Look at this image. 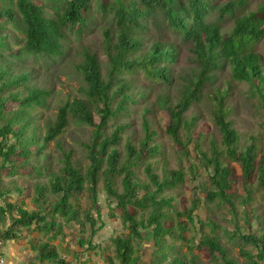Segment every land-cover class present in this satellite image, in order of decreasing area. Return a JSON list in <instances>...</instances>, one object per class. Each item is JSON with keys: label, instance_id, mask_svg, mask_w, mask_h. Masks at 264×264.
<instances>
[{"label": "trees", "instance_id": "1", "mask_svg": "<svg viewBox=\"0 0 264 264\" xmlns=\"http://www.w3.org/2000/svg\"><path fill=\"white\" fill-rule=\"evenodd\" d=\"M12 2L14 0H0V3ZM16 6L17 11L11 7L0 9V20L14 23L25 34L24 46L15 55L8 35L0 32V159L4 162L0 169L11 167L10 174L21 167L25 168L32 154L30 145L35 139H26L31 122L27 117V109L44 106L50 94L29 83L31 73H14L11 62L8 64L2 60V52L10 51L18 58L24 50L36 55L61 56L67 28L79 26V30L85 29L91 0H68L64 7L54 6L50 15H46L45 7L34 0H16ZM101 8L114 14L117 24L115 30L107 27L104 32V52L109 69L103 75L99 56L86 48L83 50V60L76 66L87 84L84 89L86 98L68 100L60 107L56 119L46 124V134L38 152L41 153L66 130L72 116L78 122L93 127L92 141L87 144L90 165L83 173L73 164V152H63L60 172L53 174L47 185L37 184L35 200L39 207L33 211L8 201L6 192L0 193L6 200L4 205H0V222L6 215L10 220L9 228L0 236L18 238L19 229L30 227L46 234L55 233L61 227L58 218L82 227L87 221L90 239L80 240L79 245L94 248L93 238L103 228V223L97 227V218L91 212L85 213L82 220L80 209L72 204L71 199L87 191L92 198L93 208L96 207L98 184L102 176L107 192L121 210L122 224L129 231L124 236L114 238L116 255L108 257V264H144L149 260L150 264H190L181 255L171 257L176 250L174 245L167 243V237L186 241L184 233L187 222L180 219L187 217L193 223V214L200 199L194 198L186 211H177L176 227L169 226L166 224L170 219L167 210L172 209L174 197H165L167 190L184 185L188 178L190 181L195 180L198 177L196 168L200 165L207 175L206 201L221 199L222 203L230 206L236 219L238 203L251 208L253 214L257 211L253 205L254 189L252 186L247 188L254 177L259 188L264 191V155L258 160L259 147L255 137H251L250 143L240 151L237 149L240 134L234 128V122L227 118L230 109L227 106L229 94L226 88L216 87L212 99L213 117L221 132V141L211 139L209 150H203L197 141L195 159L191 158L188 145L192 140L191 129L197 119L188 120L185 116L200 99L206 84L213 82L217 73L228 66L231 67L233 79L250 84L264 108V57L257 50L258 44L264 39V0L256 5L251 0H113ZM215 11L217 16L209 21V15ZM229 21L233 24L232 31L224 38L222 28ZM148 27L156 28L159 39L143 56H136L135 53L144 46V36L135 30L146 32ZM171 33L180 34L183 42L192 48L194 66L185 77H180L184 81L180 89L181 97L174 102L169 94H161L158 102L170 114L166 132L176 145L181 146L189 165L185 167L181 161L180 167L175 169L164 164L161 173H158L154 165L147 162L144 165L146 182L138 178L135 169L145 158L155 157L159 153V146L154 144L157 132L148 117L153 108L148 104L143 110V136L138 142L125 137L130 123H119L108 133L109 123L112 118L125 113L130 102L149 99L148 92L136 89L133 81L120 79L125 73L143 72L149 78L168 84L172 82L170 72L179 63V47L183 50L184 43L165 41L164 36ZM228 83L231 84L230 81ZM136 96L139 97L135 100ZM10 101L19 103L20 110L7 117L5 110ZM95 114L99 122H96ZM182 130L186 133L185 139L188 137L187 141L181 134ZM10 138L16 141L9 144ZM122 144L124 147L120 150ZM14 157L24 158V162H18ZM226 159L240 163L246 195L236 197L230 193L234 169L226 163ZM118 177H121V191L115 188ZM47 191L57 196L58 201H48L45 196ZM130 207L136 212H132ZM253 214L250 216L245 211V222L250 228L247 232H243L237 220H233L236 228L232 237L257 250L256 253L245 249L241 251V255L246 258L245 264H263L264 233L259 234L258 230L253 229L251 218L261 225L263 221L259 215ZM98 219H101L100 211ZM200 225L203 229L205 224L200 221ZM260 229L263 230L262 227ZM146 232H151L154 240L151 258L146 257L145 252L143 256L141 254ZM198 247L208 249L213 260L219 264H240L231 258L228 248L217 237L203 234ZM34 248L39 253L41 263L68 264L59 255L56 246L49 242ZM191 264L202 263L194 259Z\"/></svg>", "mask_w": 264, "mask_h": 264}, {"label": "rangeland", "instance_id": "2", "mask_svg": "<svg viewBox=\"0 0 264 264\" xmlns=\"http://www.w3.org/2000/svg\"><path fill=\"white\" fill-rule=\"evenodd\" d=\"M38 5H43L46 10V15H50L54 10V6L64 7L68 0H34ZM113 0H91V10L87 14V25L84 30H79L80 27L67 28L66 40L63 41V54L59 57H50L47 55H36L26 50L22 51L20 57H15L16 53L24 46L25 34L18 29L14 23L0 20V32L7 34L10 40L12 53L10 51H3V59L12 66V70L16 74H30V84L43 88L49 92V96L45 100V105L41 107H30L27 109V117L30 118V126L27 130L26 139L35 141L30 145L32 154L28 157V165L21 167L10 174L11 167L0 169V193L6 192L7 200L13 202L17 206H23L29 211L38 209L36 203V186L37 184L47 185L51 181L52 175L59 173L63 167V152H73V164L80 168L83 173L86 172L90 165L88 158L87 144L92 141L93 127L78 122L72 116L69 118L66 130L54 141H51L47 147L39 152V147L42 145V138L46 134V124L49 121L56 119L59 109L68 100L75 98H86L84 89L87 84L83 79L82 74L78 71L76 64L83 60L82 52L86 48L90 52L96 53L101 62V70L103 75L108 71V58L104 52V32L107 27H112L114 30L117 27L116 18L114 14L104 11L101 7L107 2ZM219 1V0H217ZM226 2L228 0H221ZM263 0H251L253 5L259 4ZM2 7H11L17 11L16 0L12 3H0ZM62 9V8H61ZM109 11V10H108ZM217 16V12H212L208 20L211 21ZM143 22H145L142 19ZM147 24H151L148 22ZM222 28L224 38L231 33L233 24L231 21L225 22ZM146 32L135 30L136 33H143L144 46L142 50L135 53L137 56H143L151 47L154 41L158 40V33L156 28L148 27ZM165 41L169 42H183V38L178 33H171V35L164 36ZM179 47V46H178ZM184 49H180V60L177 65H174L170 72L172 79L171 83H165L158 79L149 78L143 72L125 73L120 79H127L133 81L136 89L148 92L149 99L144 101H134L128 104L127 111L122 115L112 118L109 123L108 133L112 128L119 123H130V128L126 132L125 137L132 138L138 142L143 136V114L144 109L150 104L153 108L152 112L148 114L151 126L157 132L154 144L159 146V153L155 157L145 158L139 166L135 169L138 178L141 181H148L144 172V165L151 162L155 171L161 173L164 164L170 168H179L181 161L184 166L189 165L187 157H184V152L180 145H176L171 137L167 134L166 128L170 123V114L165 109L159 106L158 97L161 94H169L170 98L176 102L181 97V84L184 81L180 78L185 77L190 69L194 66V53L192 48L184 43ZM258 52L264 57V39L258 44ZM264 67V65H263ZM231 67H226L217 73L213 82H209L202 89L200 99H198L190 110L185 114L188 120L196 118V123L192 127V140L189 143V152L191 158L195 159L198 151L195 150L197 141L203 150H209V141L215 139L221 141V132L215 124L213 117L212 99L216 87L226 88L228 90L227 106L230 109L227 118L234 122V128L240 134V144L238 150L240 151L244 146L250 143L251 137H255L259 147L258 160L264 155V108L260 103L259 96L254 91L250 84L245 81H239L232 78ZM231 82L229 84L228 82ZM151 87V88H149ZM139 96H136V100ZM20 110L19 103L10 101L5 110L7 117L13 116V113ZM96 122H99L98 115L95 114ZM33 126H36L33 127ZM184 135V140L187 141L186 133L181 131ZM16 141L15 138L9 139V144ZM123 144L120 150H123ZM18 162H24V158H15ZM226 163L234 169L231 179L230 193L236 195H246V186L242 176V168L239 162L226 159ZM4 164L3 159H0V166ZM7 164V162L5 163ZM9 166V164H7ZM197 175L195 180L188 178L186 183L177 186L174 189L167 190L165 197H174L172 209H168L170 219L166 222L169 226H174L177 222V211H186L193 203L194 198L200 199L198 208L194 211V222L191 223L187 217H182L180 220L187 222V230L184 233L186 241L167 237V243L175 246V253L171 256L181 255L190 264L192 260H197L202 264H219L218 261L213 260L208 249L198 247L203 234L217 237L228 248L232 259L237 260L240 264H245L246 258L241 255L242 250L252 251L257 250L248 244H243L237 239H234L233 233L235 231L234 221L237 220L238 225L243 232L249 231V226L246 225L245 211L251 216L253 211L251 208H246L240 203L237 204L238 219L233 217L231 208L228 204L222 203L221 199H215L212 202L206 201V184L207 175L204 168L198 165ZM121 177L116 179L115 188L118 191L122 190L120 185ZM252 186L254 189L253 205L257 207V211L253 215H259L263 224H259L256 220L251 218L253 229L258 230L259 234L264 233V191L259 188L257 179L254 177L252 183L247 185V188ZM1 195V194H0ZM48 201L56 202L58 197L53 195L50 191L45 193ZM112 195H110L106 188L103 177L100 176L98 184V204L93 208V201L90 194L85 191L82 194L71 199L72 204L80 209V216L83 220L84 214L91 212L97 218V227L103 223V228L98 232V235L93 238L94 248L88 249V245L81 247L80 240L90 239L89 223L84 222V226L72 223H65L61 218H58L59 227L56 232L46 234L36 230L34 227L21 228L18 233H22V243L36 244L39 246L44 242H49L56 246L59 255L66 260L68 264H108L109 256L115 257L116 245L114 238L117 236H124L129 231L123 226L121 220V210L116 207V202ZM5 197L0 196V205H4ZM132 212H136L133 207H130ZM98 211L101 213V219H98ZM139 213V211H138ZM16 214V213H14ZM234 220V221H233ZM200 221L204 222L203 229H201ZM212 221L214 224H210ZM10 225L9 217H3L0 222L2 229L7 231ZM217 225V226H216ZM8 226V227H7ZM176 227V225H175ZM262 227L263 230L260 228ZM5 231H0V234ZM147 236L142 243L143 252L145 256H150L154 250V240L151 232H146ZM15 238H5L0 236L1 249L7 242H13ZM37 253V251H35ZM140 254V253H139ZM140 254V255H141ZM38 255V253H37ZM39 258V256H37ZM40 264H55L51 262H44ZM150 264V260L144 262ZM264 264V263H263Z\"/></svg>", "mask_w": 264, "mask_h": 264}, {"label": "crops", "instance_id": "3", "mask_svg": "<svg viewBox=\"0 0 264 264\" xmlns=\"http://www.w3.org/2000/svg\"><path fill=\"white\" fill-rule=\"evenodd\" d=\"M2 230L5 231L0 226V231ZM21 235L22 233L18 238L13 239V242H7L6 245L2 248V251L7 260V264H40L41 262L37 258V256H39V253L37 249L34 248L36 244H29V242L25 244L20 242L22 241ZM35 251H37L38 255Z\"/></svg>", "mask_w": 264, "mask_h": 264}, {"label": "built area", "instance_id": "4", "mask_svg": "<svg viewBox=\"0 0 264 264\" xmlns=\"http://www.w3.org/2000/svg\"><path fill=\"white\" fill-rule=\"evenodd\" d=\"M0 264H7V260H6V257L0 247Z\"/></svg>", "mask_w": 264, "mask_h": 264}]
</instances>
